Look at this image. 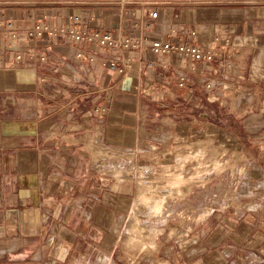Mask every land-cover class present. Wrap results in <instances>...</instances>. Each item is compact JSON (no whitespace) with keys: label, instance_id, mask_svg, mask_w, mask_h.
Segmentation results:
<instances>
[{"label":"crops","instance_id":"1","mask_svg":"<svg viewBox=\"0 0 264 264\" xmlns=\"http://www.w3.org/2000/svg\"><path fill=\"white\" fill-rule=\"evenodd\" d=\"M43 26L49 34L37 36ZM70 27L196 44L217 57L192 64L50 34ZM230 52L224 79L249 95L241 103L230 90H204ZM197 134L264 165V0H0V264H133L117 247L134 181L117 174L140 172L145 183ZM220 225L205 223L188 245L158 241L135 263L264 264L262 219Z\"/></svg>","mask_w":264,"mask_h":264},{"label":"rangeland","instance_id":"2","mask_svg":"<svg viewBox=\"0 0 264 264\" xmlns=\"http://www.w3.org/2000/svg\"><path fill=\"white\" fill-rule=\"evenodd\" d=\"M197 137L176 156L171 170L150 173L145 183L140 172L117 174L118 179L134 181L130 220L117 247L133 264L143 255L152 258L159 242L188 243L207 222L217 230L227 216H252L264 221V165L254 167L231 144L201 139L200 134ZM42 209L45 225L49 208Z\"/></svg>","mask_w":264,"mask_h":264},{"label":"built area","instance_id":"3","mask_svg":"<svg viewBox=\"0 0 264 264\" xmlns=\"http://www.w3.org/2000/svg\"><path fill=\"white\" fill-rule=\"evenodd\" d=\"M145 9H147V16L150 19H155L157 17L156 11L149 10L148 5H145ZM44 32H48L49 34L48 27L43 26L41 29H37L36 35L40 36ZM50 34L53 36L68 35L73 41H85L88 43H95L98 46L105 48H120V49L132 50V51H137L139 49L149 50L155 56L162 57L166 55H171L188 60L192 64L210 65L215 61L217 57V53L215 51L209 49H203L201 46L196 44L173 43V42L162 41L160 39L145 38V37H140L138 39H133L130 37L114 38L112 35H110L107 32L97 31V30L96 31L94 30L92 32H85L75 27H70L67 30H63V29L59 31L52 30ZM190 34L193 35L194 33L191 32ZM235 57H236V53L234 52H230L226 54L224 59L225 69L219 67L216 70L215 74L212 76L205 74L203 78L204 81L203 83H204V90L207 93H210L211 95L217 97V96H222L224 92L230 90L233 93H235L236 97L238 98L239 95V93L237 92L238 80L229 84L224 79V75L226 74L233 76L232 71L230 70L232 68L231 67L232 61ZM151 64L152 63H148L147 65H151ZM110 69H113L120 74L123 72V69L118 66L116 60L111 63ZM186 82L187 80L185 76L178 77L177 86L179 88H182L186 85ZM247 100H249V95L244 94L241 96L238 103ZM103 111H104L103 108L99 109L100 113ZM149 171H151V169L149 170V168H145L144 171L142 172L149 173Z\"/></svg>","mask_w":264,"mask_h":264},{"label":"bare ground","instance_id":"4","mask_svg":"<svg viewBox=\"0 0 264 264\" xmlns=\"http://www.w3.org/2000/svg\"><path fill=\"white\" fill-rule=\"evenodd\" d=\"M140 199V198H139ZM143 200V199H142ZM149 200V199H148ZM144 202V201H143ZM146 209V208H145ZM133 210V209H132ZM128 224V223H127Z\"/></svg>","mask_w":264,"mask_h":264}]
</instances>
